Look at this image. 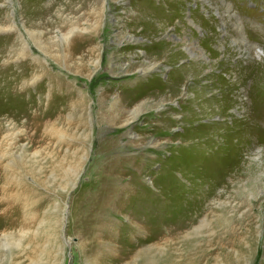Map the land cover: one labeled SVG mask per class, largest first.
<instances>
[{"label": "rangeland", "instance_id": "1", "mask_svg": "<svg viewBox=\"0 0 264 264\" xmlns=\"http://www.w3.org/2000/svg\"><path fill=\"white\" fill-rule=\"evenodd\" d=\"M0 27V264H264V0H0Z\"/></svg>", "mask_w": 264, "mask_h": 264}, {"label": "bare ground", "instance_id": "2", "mask_svg": "<svg viewBox=\"0 0 264 264\" xmlns=\"http://www.w3.org/2000/svg\"><path fill=\"white\" fill-rule=\"evenodd\" d=\"M29 13V10H27V12H26V14H28ZM32 17L31 16H28V19L29 20H32L31 19ZM11 20V19H10ZM100 22V21H99ZM23 24V23H22ZM97 26L95 27V30L98 28V26L100 27V23H97L96 24ZM23 26H24V24H23ZM9 27H16V32H17V34H16V41H18V42H22V48H23V46H25V42H24V37H23V33H22V30H21V28L19 27V25H18V23H17V21L16 20H14L13 19V21L11 20V25H9ZM0 28H2V27H0ZM11 29V28H10ZM9 29V30H10ZM94 29V28H93ZM75 31V28H73L72 30H69L68 32H66V33H64V34H62V36L65 38V40H66V43L68 44L69 42H70V34L72 33V32H74ZM22 34V35H21ZM81 39H83V42H88V44L90 43V41H91V38L90 37H87V36H84V38L82 37ZM98 45V44H97ZM96 45V46H97ZM99 47V46H98ZM28 50H29V48H28ZM23 51H24V48H23ZM97 59H94V61H93V63H94V66L95 67H99L100 66V59H99V57H100V53H98V55H97ZM34 60V62H36V63H38V58H34L33 59ZM26 69H27V67H26ZM11 71V70H10ZM23 75L24 74H20L19 72L18 73H16V74H14L12 77H13V80H11L10 81V83H11V90L12 91H14L13 89H15L16 87H17V84L19 85L21 82H22V80H23ZM8 76L9 75H7V78H8ZM57 76V75H56ZM12 79V78H11ZM7 81H9V80H7ZM18 95H21V94H19V93H17V92H15V93H13V92H10V93H8V92H6L5 90H3V84L1 83V85H0V101H2L3 103H5L6 105H9V106H11V103H13V101H14V99L15 98H18L19 96ZM118 102V101H117ZM116 104V103H115ZM114 104V105H115ZM13 105V104H12ZM4 107V106H3ZM57 107H58V105H57ZM56 106H55V108H57ZM101 107V106H100ZM37 108H38V106H37ZM53 109L52 108V110L51 111H53V112H51V113H53V114H55V113H57L59 110H56V109ZM89 108V107H88ZM109 108L110 109H113V104L111 103L110 105H109ZM84 110V109H83ZM134 110V109H133ZM133 110H130V112L131 111H133ZM129 112V111H128ZM39 114V113H38ZM49 114V113H48ZM48 114H47V112H46V115L48 116ZM50 117V116H49ZM53 117V116H52ZM112 118V120L113 121H115L116 119H118V118H116V115H114V116H111ZM46 119V116L44 115L43 117H40V121L38 120V123H36L38 126H36V128H39L40 127V124H42L43 123V119ZM121 122V121H120ZM131 122V119H126V120H124V121H122L121 122V124H124V125H127V124H129ZM119 123V122H118ZM35 127V126H34ZM42 128V127H41ZM45 129V128H44ZM39 131V130H38ZM129 133V132H128ZM112 139V138H111ZM113 140V139H112ZM110 141V140H109ZM117 141V140H116ZM108 142V141H107ZM107 142H103L102 144H104V143H106L107 144ZM112 142H114V141H112ZM117 143V142H116ZM107 145H111V144H107ZM104 146V145H103ZM115 146V145H114ZM111 147V146H110ZM4 156V155H3ZM120 157V156H119ZM122 157V156H121ZM1 159H3V157L1 156ZM1 159H0V181H2L4 178H5V176H6V171H5V166H4V164H3V161H1ZM122 159V158H121ZM122 163L124 162H126V161H128V158H123V161L122 160H120ZM111 168V166H108V170ZM109 172V171H108ZM111 173V172H110ZM106 174V176H105V180L107 181V182H111L112 181V174ZM104 180V181H105ZM108 191H107V199L110 201V199H111V197H112V188L109 186L108 187V189H107ZM3 192V191H2ZM3 195H4V192H3ZM94 198H95V196H94ZM93 198V199H94ZM17 199V198H16ZM16 199H13L14 201L16 200ZM105 201V200H104ZM105 202H107V201H105ZM104 203V202H103ZM6 204H5V200L3 199L2 200V198H0V210L1 209H3V207L5 206ZM96 207H94V209H95ZM105 207L104 206H100V207H98V208H96L95 210H96V213L98 212V211H101V210H103ZM7 209V208H6ZM93 209V210H94ZM5 210V209H4ZM6 214V213H5ZM96 215V214H95ZM7 218V217H6ZM4 220H7V219H4ZM8 221V220H7ZM2 225V224H1ZM142 229V228H141ZM138 230V229H137ZM140 231V230H139ZM138 232V231H137ZM161 233H163L162 231H159V229H158V231H157V238H159V237H162V234ZM161 234V235H160Z\"/></svg>", "mask_w": 264, "mask_h": 264}]
</instances>
